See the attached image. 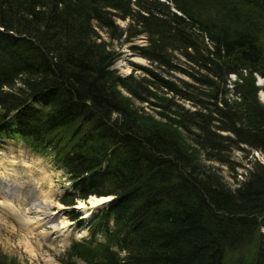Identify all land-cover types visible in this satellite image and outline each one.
I'll return each mask as SVG.
<instances>
[{"label":"trees","instance_id":"trees-1","mask_svg":"<svg viewBox=\"0 0 264 264\" xmlns=\"http://www.w3.org/2000/svg\"><path fill=\"white\" fill-rule=\"evenodd\" d=\"M114 16L129 29L116 32ZM95 28L117 46L145 36L133 50L192 82L143 67L120 77ZM256 76L264 0H0V139L53 156L71 183L61 204L112 197L60 264H227L244 246L245 264H264V163L238 164L231 184L212 166L231 167L234 150L264 155Z\"/></svg>","mask_w":264,"mask_h":264},{"label":"rangeland","instance_id":"rangeland-1","mask_svg":"<svg viewBox=\"0 0 264 264\" xmlns=\"http://www.w3.org/2000/svg\"><path fill=\"white\" fill-rule=\"evenodd\" d=\"M163 1V0H161ZM116 32L129 29L130 19H121L114 16ZM130 29L139 28L135 21ZM132 27V28H131ZM119 28V29H118ZM101 40L112 42L113 48L117 50L119 57L113 65L114 71L122 78L132 75L139 80L145 76L138 67L149 68L159 76L177 85L184 87L183 83H191L190 77L182 73L174 72L172 75L162 71L155 63H150L138 54V50H133L132 46L147 47L149 42L145 36H137L131 41L125 42L124 35L121 37V46H117V41L111 40L109 32L95 28ZM177 57L175 56V59ZM174 59V60H175ZM177 66L182 70H187L190 66L182 56H178ZM259 76H256V78ZM235 76H230L233 81ZM258 85V78L256 79ZM264 84V82H263ZM261 83L260 86L263 85ZM259 86V85H258ZM163 92V91H162ZM263 91L258 92V99L264 105L261 96ZM164 93V92H163ZM196 96L199 95V92ZM264 93V92H263ZM173 101L182 104L185 109L193 110L188 101L180 100L171 94L167 95ZM138 106L139 104L135 102ZM144 111L153 115V111L143 105ZM233 163L231 167L220 166L218 163L212 164L219 170L224 180L232 183L231 174L237 180L244 178V170L238 164H245L247 159L258 160L264 163V155L257 151L250 154L234 150L231 157ZM207 164V163H206ZM71 183L65 171L54 163L52 155H39L31 152L22 142L12 139H0V263L5 264H60L66 248L73 240L88 238V226L91 220L100 213L106 205L84 220L82 214L74 208L78 204L76 200L73 206H65L59 202V198L70 190ZM233 187V186H232ZM110 199L112 198L109 196ZM91 198V197H90ZM84 202V201H83ZM60 204L64 207H59ZM64 209V210H63ZM66 209V210H65ZM71 211L77 213L80 218L72 220L69 216ZM54 213V214H53ZM38 227L30 224L28 220L41 219ZM69 221V226L64 229L54 228V223ZM79 221L83 225H79ZM56 229V230H55ZM264 233V228H260ZM97 240L102 236L97 235ZM250 257V248L244 246L238 250L228 253L227 264H245V258ZM244 258L245 261L240 259ZM75 264H85L80 260H75Z\"/></svg>","mask_w":264,"mask_h":264},{"label":"bare ground","instance_id":"bare-ground-1","mask_svg":"<svg viewBox=\"0 0 264 264\" xmlns=\"http://www.w3.org/2000/svg\"><path fill=\"white\" fill-rule=\"evenodd\" d=\"M261 83L263 84V82H261ZM261 96L264 99V93L263 92L261 93ZM90 197L84 202L83 201H78V204L75 206V208L77 210L82 212L81 213L82 214V218H85V219L90 217L92 214H94L100 208H102L103 205H105V203L110 199L109 196H101V197L90 196ZM59 207L61 208L63 206L60 204ZM28 222L30 224H35L34 227H38L40 225V223L42 222V218L41 219H37L35 221L28 220ZM69 224H70L69 221L65 220V221H61L59 223H54L53 226H54V228L59 227L57 229L61 230V229H64L65 227L69 226Z\"/></svg>","mask_w":264,"mask_h":264},{"label":"water","instance_id":"water-1","mask_svg":"<svg viewBox=\"0 0 264 264\" xmlns=\"http://www.w3.org/2000/svg\"><path fill=\"white\" fill-rule=\"evenodd\" d=\"M258 78V85L260 86L261 84V82H264V79H262V78H260V77H257ZM73 209H76L75 207L73 208ZM66 210V209H65ZM77 210V209H76ZM79 213H82V212H80L79 210H77Z\"/></svg>","mask_w":264,"mask_h":264}]
</instances>
